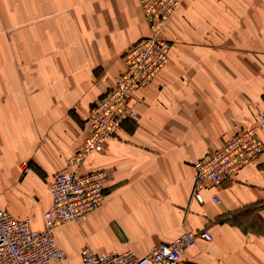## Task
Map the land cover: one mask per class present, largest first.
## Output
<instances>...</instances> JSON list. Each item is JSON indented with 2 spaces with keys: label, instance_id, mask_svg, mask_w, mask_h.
<instances>
[{
  "label": "crops",
  "instance_id": "obj_1",
  "mask_svg": "<svg viewBox=\"0 0 264 264\" xmlns=\"http://www.w3.org/2000/svg\"><path fill=\"white\" fill-rule=\"evenodd\" d=\"M148 34L138 0H0L3 208L43 227L48 182L89 132V107L116 83L126 48ZM162 35L169 61L135 92L137 118L76 167L110 178L96 210L54 229L61 264H81L84 245L142 255L201 228L211 239L179 264H264V152L191 197L193 164L264 107V0H182Z\"/></svg>",
  "mask_w": 264,
  "mask_h": 264
},
{
  "label": "built area",
  "instance_id": "obj_2",
  "mask_svg": "<svg viewBox=\"0 0 264 264\" xmlns=\"http://www.w3.org/2000/svg\"><path fill=\"white\" fill-rule=\"evenodd\" d=\"M182 0H138L149 34L132 43L123 54L124 67L116 85L97 98L89 114L90 132L68 164L56 171L49 184L51 205L44 213L42 228L32 226L28 216L17 217L0 205V264H59L68 258L59 246L54 229L66 222L78 223L96 210L104 200L109 171L79 173L69 168L91 152L104 149L107 139L127 119L135 120L133 90L137 83L146 85L168 62L170 44L162 31ZM255 127L234 124L231 138L210 149L193 164L192 197L202 201V190L217 185L239 171L246 163L256 162L264 151V107L256 114ZM255 124V125H256ZM27 172L26 165H21ZM219 202V198L214 196ZM209 240L207 228L185 229L174 239L154 246L138 255L128 245L122 250L97 252L84 245L81 264H178L183 253L198 239Z\"/></svg>",
  "mask_w": 264,
  "mask_h": 264
},
{
  "label": "rangeland",
  "instance_id": "obj_3",
  "mask_svg": "<svg viewBox=\"0 0 264 264\" xmlns=\"http://www.w3.org/2000/svg\"><path fill=\"white\" fill-rule=\"evenodd\" d=\"M178 9V8H177ZM177 9L175 10V12L177 11ZM174 12V13H175ZM174 15V14H173ZM172 15V16H173ZM167 39V38H166ZM168 40V39H167ZM168 42H169V44H170V47H171V42L168 40ZM128 48V47H127ZM126 48V49H127ZM169 51H170V48H169ZM125 52V51H124ZM124 54V53H123ZM169 59V58H168ZM169 61V60H168ZM168 63V62H167ZM166 63V64H167ZM166 64H165V66H166ZM165 66H163L162 68H161V70L165 67ZM123 70V69H122ZM160 70V71H161ZM159 71V72H160ZM122 72V71H121ZM121 72H120V74H121ZM158 72V73H159ZM157 73V74H158ZM120 74L118 75V77L120 76ZM156 74V75H157ZM156 75H155V77H156ZM118 77H117V80H118ZM154 77V78H155ZM153 78V79H154ZM152 79V80H153ZM117 80H116V82H117ZM152 80H151V82H152ZM150 82V83H151ZM150 83H148V84H146V85H141L140 83H137L136 84V86H138V87H136L134 90H133V95H134V97H135V92L137 91V90H139V89H141V88H144V87H146V86H148ZM116 85V83L114 84V86ZM113 86V87H114ZM113 87H110V88H108L105 92H103L98 98H101L106 92H108L109 90H111ZM97 100V99H96ZM96 103V101H94L92 104H91V106L89 107V114H90V110H91V108H92V106L94 105ZM137 104V98L135 97V105ZM89 114H88V117H87V123L89 124ZM122 124V123H121ZM121 124H120V126H121ZM120 126L117 128V130L110 136V137H112V136H115V135H117V131H118V129L120 128ZM89 132H90V128H89ZM89 132L84 136V138H83V140H82V142H81V144L79 145V146H81V145H83V142H84V139H85V137L89 134ZM109 137V138H110ZM108 138V139H109ZM107 139V140H108ZM107 142V141H106ZM106 142H105V144H106ZM78 146V147H79ZM77 147V148H78ZM77 148H76V150H77ZM104 148H105V146H104ZM76 150H75V152H76ZM75 152L72 154V156L75 154ZM90 154V153H89ZM71 157V156H70ZM82 162V161H81ZM81 162H79V163H76V164H70L69 166H73V167H75V169H72V170H76L77 172H79L78 170H77V166L81 163ZM21 165H26V167L28 168V170L27 171H29L30 170V165H29V163L27 162V161H23L22 163H21ZM264 167V166H263ZM99 170H106V171H109L108 169H106V168H98ZM98 169H95V170H98ZM58 171V170H57ZM91 171H93V170H91ZM87 172H89V171H87ZM56 173V172H55ZM55 173L53 174V176H52V178H51V180L48 182L49 184H50V182L53 180V178H54V175H55ZM79 173H85V172H79ZM109 178H110V173H109ZM109 180V179H108ZM108 183V182H107ZM49 184H48V186H49ZM106 187H107V185H106ZM106 187H105V189H104V196L106 195ZM191 192H192V190H191ZM49 194H50V191H49ZM50 197H51V195H50ZM191 197H192V194H191ZM193 198V197H192ZM214 198V197H213ZM51 205V204H50ZM50 207V206H49ZM59 264H61V263H59Z\"/></svg>",
  "mask_w": 264,
  "mask_h": 264
},
{
  "label": "bare ground",
  "instance_id": "obj_4",
  "mask_svg": "<svg viewBox=\"0 0 264 264\" xmlns=\"http://www.w3.org/2000/svg\"><path fill=\"white\" fill-rule=\"evenodd\" d=\"M136 115H137V112H136ZM255 124H256V121H255V123H254L253 125H250L249 127H254V126L256 127L257 124H256V125H255ZM230 138H231V137H230ZM263 152H264V151H263ZM200 159H201V158H200ZM246 164H248V163H246ZM246 164H245V165H246ZM237 172H238V171H237ZM237 172H236V173H237ZM233 175H234V174H233ZM211 237H212V236H211ZM210 239H211V238H210ZM137 254H138V253H137ZM138 255H139V254H138ZM180 263H181V262H180ZM178 264H179V263H178Z\"/></svg>",
  "mask_w": 264,
  "mask_h": 264
}]
</instances>
